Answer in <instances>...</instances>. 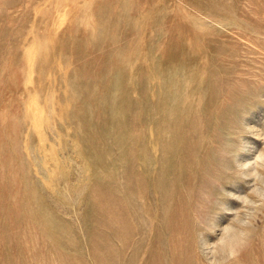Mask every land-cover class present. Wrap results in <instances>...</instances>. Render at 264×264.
I'll list each match as a JSON object with an SVG mask.
<instances>
[{
    "label": "rangeland",
    "instance_id": "obj_1",
    "mask_svg": "<svg viewBox=\"0 0 264 264\" xmlns=\"http://www.w3.org/2000/svg\"><path fill=\"white\" fill-rule=\"evenodd\" d=\"M0 264H264V0H0Z\"/></svg>",
    "mask_w": 264,
    "mask_h": 264
}]
</instances>
